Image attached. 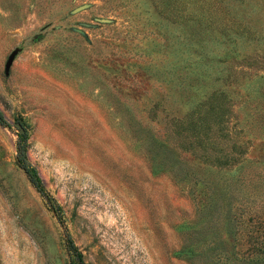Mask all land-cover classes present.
Returning <instances> with one entry per match:
<instances>
[{"label": "rangeland", "instance_id": "obj_1", "mask_svg": "<svg viewBox=\"0 0 264 264\" xmlns=\"http://www.w3.org/2000/svg\"><path fill=\"white\" fill-rule=\"evenodd\" d=\"M207 96L228 166L162 141ZM0 111V264H74L68 237L75 264H245L246 230L264 242V0H0Z\"/></svg>", "mask_w": 264, "mask_h": 264}, {"label": "trees", "instance_id": "obj_2", "mask_svg": "<svg viewBox=\"0 0 264 264\" xmlns=\"http://www.w3.org/2000/svg\"><path fill=\"white\" fill-rule=\"evenodd\" d=\"M197 110L192 112H184L179 123H174L175 133H181L183 138L174 142L168 140L167 135L163 138V142L169 146H174L178 150H185L196 155L200 160L207 162L213 166H228L230 162L238 159L236 145L227 132L222 128V123L225 121L224 111L218 109L211 97L207 96L197 103ZM0 125H6V120L0 111ZM228 147V149H225ZM163 149V145H158ZM26 134L17 133L16 141L14 142V164L24 173L26 179L31 186L41 195H46L41 179L36 170L26 160L25 155ZM158 156V155H157ZM54 211H58V206L54 204L50 197H46ZM246 243L243 255L244 263L249 264L256 261H261L260 252L263 248V240L257 238V230H246ZM66 249L71 254L75 263L80 259V254L76 250L72 240L68 237L66 240ZM264 261V259H263ZM74 263V264H75Z\"/></svg>", "mask_w": 264, "mask_h": 264}, {"label": "water", "instance_id": "obj_3", "mask_svg": "<svg viewBox=\"0 0 264 264\" xmlns=\"http://www.w3.org/2000/svg\"><path fill=\"white\" fill-rule=\"evenodd\" d=\"M15 55V50H11L8 55L6 56V59L3 64V74L6 75L8 73L9 66L12 62V59ZM13 125L20 131H22V127L19 122H14Z\"/></svg>", "mask_w": 264, "mask_h": 264}]
</instances>
